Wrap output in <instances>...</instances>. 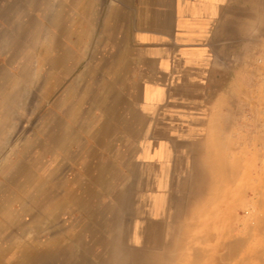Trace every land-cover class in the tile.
<instances>
[{
    "label": "crops",
    "instance_id": "0c3cea01",
    "mask_svg": "<svg viewBox=\"0 0 264 264\" xmlns=\"http://www.w3.org/2000/svg\"><path fill=\"white\" fill-rule=\"evenodd\" d=\"M258 1L0 0V264L171 249L222 39L264 11ZM93 39L84 65L63 66ZM47 52L53 77L42 61L31 77V53Z\"/></svg>",
    "mask_w": 264,
    "mask_h": 264
},
{
    "label": "rangeland",
    "instance_id": "374dc122",
    "mask_svg": "<svg viewBox=\"0 0 264 264\" xmlns=\"http://www.w3.org/2000/svg\"><path fill=\"white\" fill-rule=\"evenodd\" d=\"M258 2L264 5V0ZM231 24L232 33L220 45L222 78L210 130L194 150L182 192L174 200V244L163 252H126L122 264H264V103L251 72L252 55L264 36V11ZM95 43H89L87 55L62 54L63 66L75 57L84 65ZM30 44L36 45L32 39ZM64 45L86 44L85 39L72 44L68 39ZM53 56L31 53V77L39 76L34 65L42 61L46 79H51ZM36 118L30 117V125Z\"/></svg>",
    "mask_w": 264,
    "mask_h": 264
},
{
    "label": "built area",
    "instance_id": "2783aa9c",
    "mask_svg": "<svg viewBox=\"0 0 264 264\" xmlns=\"http://www.w3.org/2000/svg\"><path fill=\"white\" fill-rule=\"evenodd\" d=\"M256 52L253 53L251 59L252 75L256 78L258 83H260L262 88V95L259 98L261 102L264 103V36L260 40L256 47ZM264 109V105H263ZM264 111V110H263Z\"/></svg>",
    "mask_w": 264,
    "mask_h": 264
},
{
    "label": "bare ground",
    "instance_id": "6f19581e",
    "mask_svg": "<svg viewBox=\"0 0 264 264\" xmlns=\"http://www.w3.org/2000/svg\"><path fill=\"white\" fill-rule=\"evenodd\" d=\"M262 221H264V220H262ZM264 224V223H263ZM261 226H262V224H261ZM264 229V228H263ZM232 251H233V249H232ZM232 253V252H231Z\"/></svg>",
    "mask_w": 264,
    "mask_h": 264
}]
</instances>
